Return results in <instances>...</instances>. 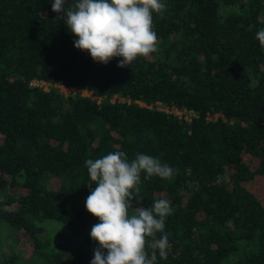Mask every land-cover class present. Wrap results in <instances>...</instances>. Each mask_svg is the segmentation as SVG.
Masks as SVG:
<instances>
[{"label": "trees", "instance_id": "16d2710c", "mask_svg": "<svg viewBox=\"0 0 264 264\" xmlns=\"http://www.w3.org/2000/svg\"><path fill=\"white\" fill-rule=\"evenodd\" d=\"M53 2L0 0V264H90L85 161L117 150L177 170L132 201L174 209L158 264H264V0H164L158 52L123 68L77 49Z\"/></svg>", "mask_w": 264, "mask_h": 264}, {"label": "clouds", "instance_id": "9594fccd", "mask_svg": "<svg viewBox=\"0 0 264 264\" xmlns=\"http://www.w3.org/2000/svg\"><path fill=\"white\" fill-rule=\"evenodd\" d=\"M51 8L58 14L56 19L78 37L77 49L105 65L122 58L117 66L123 68L158 52L153 14L163 16L167 4L164 0H54ZM255 38L264 48V29ZM85 166L90 179L85 207L99 220L90 232L98 245L90 264H158L157 253L167 259L170 242L165 221L174 211L170 201L158 198L151 207H134L132 201H142V173L145 180L158 177L172 182L177 170L144 153L130 162L119 150L87 159Z\"/></svg>", "mask_w": 264, "mask_h": 264}, {"label": "rangeland", "instance_id": "374dc122", "mask_svg": "<svg viewBox=\"0 0 264 264\" xmlns=\"http://www.w3.org/2000/svg\"><path fill=\"white\" fill-rule=\"evenodd\" d=\"M60 90L62 92H64V93H68L69 91H71V89H67V88H64V87H60ZM72 91L76 92V90H72ZM81 94L90 95V93H87L86 91H82ZM178 114L181 115V116H184V118L189 119V116H188L189 113L183 114V112H178ZM248 187L256 194V196L258 198L264 200V179L257 177L252 182H250L248 184ZM43 223L46 226L49 223L52 224V223H55V222L46 221V222H43ZM9 242H10L9 238L3 239L0 242L2 244V248L0 247V250H2V249L8 250L7 244ZM14 250L16 252L22 253L23 255H25L27 257L30 256L31 255V251H32V245L30 244V240L24 238L23 235L21 234V238L19 239V241L15 245Z\"/></svg>", "mask_w": 264, "mask_h": 264}]
</instances>
